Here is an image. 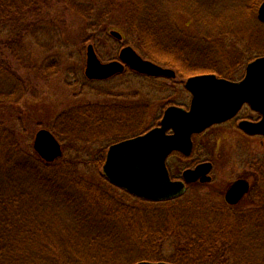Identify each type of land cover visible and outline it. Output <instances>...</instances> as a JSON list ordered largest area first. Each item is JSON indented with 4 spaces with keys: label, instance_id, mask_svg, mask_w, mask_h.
<instances>
[{
    "label": "rangeland",
    "instance_id": "rangeland-1",
    "mask_svg": "<svg viewBox=\"0 0 264 264\" xmlns=\"http://www.w3.org/2000/svg\"><path fill=\"white\" fill-rule=\"evenodd\" d=\"M112 1L99 0L93 4L102 7ZM215 1L216 3L218 1V4H215ZM239 1L241 0H121V2L114 0L111 3L114 11L106 15L105 22L93 39L89 37V32L82 30L87 19L72 10L67 11L64 18L61 16L56 22L55 29L62 30V35L60 38H54L51 50L42 49L32 38H26L23 42V54L26 56L27 64L44 63L48 66L45 68L50 70L43 73L38 72L37 69L19 68L24 74L23 80L28 84L25 95L18 102L0 104V194L2 192L8 195L11 186H17L26 193V197L21 200L19 198L16 204L0 206V253H5L2 259L0 258V264H30L32 258H34L33 263L37 261L38 264H46L48 263L46 247L83 251L93 247H112V243L117 246L114 239L120 241L118 247L127 244V247H160L168 255L175 247L181 245L174 242L175 236L170 237L171 235L180 233L183 228L185 231H191L190 227L193 226L190 223H195V227L206 228L208 223L223 216L220 208L227 207L225 192L230 184L241 176L248 177L251 190L236 206L244 211L264 207V139L261 136H248L242 133L235 122L215 126L202 136L208 142L204 154L200 147H197L189 157L177 154L170 157L168 164L173 165V172L176 175H180L185 168L193 167L202 160H210L214 163L212 180L204 184H192L181 199V204L177 206H155V209L147 207L148 209L144 210V207H140L136 212L123 209L124 204L120 201L122 195L118 191H113L101 178L103 164L98 166V163L92 162L88 167L78 168L81 174L79 177H83L91 184L76 182V179L73 186H70L78 201L77 206L81 205V213H86L83 217L79 216V221L74 222L70 220V211L67 207L59 205L62 203L48 202L47 198H50L45 194V189L39 186L35 189L29 188L31 181L27 180V175H20L19 170L16 179L12 177L15 169L11 171L15 160L35 152L33 143L40 129L47 128L54 132L56 126L59 130H67L70 118L65 119L63 115L70 117V112H73L71 110L81 105L114 103L116 108L118 105L139 104L140 107L134 106V111L128 113V121L135 124L146 113V116L144 115L146 126L151 127V124L155 126L159 123L167 106L189 105L191 94L184 83L189 76L195 75L191 70H197L196 74H203L208 73L207 70L212 65L217 69L230 67L231 70H235L236 80L241 79L249 62L247 55L243 56L248 50L247 43L259 47L257 49H264V29L256 27L253 16L245 13L241 6L237 7ZM210 6V9L214 8L219 15L213 13V25L219 26V29L211 37L208 32L210 23L204 21V14L209 13ZM195 11L198 14L194 17ZM93 13L94 20L96 11ZM151 13L154 14L158 25L168 23L169 26L178 27L180 34L158 30L144 32L140 24L144 16ZM209 19L212 20L210 17ZM221 28L223 31H220ZM111 29L120 31L126 38L123 40L114 38L110 33ZM133 37L137 41L139 38L143 40L146 47L155 53H161L160 56L171 60L176 58L178 61L181 59L179 60L175 49L170 48L168 43L190 44L189 47L194 52L188 54V60L194 64H188L182 70L184 66L176 61L181 72L173 66L164 65L176 70L177 77L174 79L146 78L126 71L108 82L96 81L86 84L82 80H77L76 72L80 71L84 75L86 51L90 43L95 45L99 57L104 62H108L118 58L122 47L132 45L129 40L132 41ZM11 39L12 36L3 35L1 46ZM202 44L204 48L200 46ZM3 47L6 48L4 54L10 55V60L16 65L18 57L8 51L9 47ZM206 64L211 65L207 67ZM101 91L105 94H100ZM126 115L127 113L122 114L118 111L112 113L108 122H105L108 127L106 133H114V129H109L110 124L119 122L126 124ZM115 116L119 118L116 119ZM95 118L91 116L81 131L85 133L93 131L94 126L99 122ZM83 132L80 136L86 137ZM202 137L197 136V142L202 141ZM15 140L19 144L18 148L21 149L19 151H15L14 143L12 144ZM5 141L8 143L3 144ZM60 141L67 161L74 158L78 160L86 158L88 159L86 161L99 158L98 153L102 146H105L103 143H107L105 138H98L90 144L71 142L70 139H60ZM109 145L105 146V152ZM6 172L11 178L9 174L4 175ZM105 190L106 194L109 192L110 195H100ZM40 198L46 200L38 202ZM126 198L130 203L134 201L131 197ZM95 200L96 205L93 203ZM38 203L40 204L36 206ZM213 207L218 210L211 209ZM14 210L20 212L16 215ZM92 219L97 220L91 221ZM239 220L246 224L245 231L251 237L250 247H233L237 251L240 264L258 262L264 264L263 213L258 210L257 215H249L246 218L240 216ZM150 232L163 235V239L153 244L149 243L150 241H146L143 235ZM92 235L107 239L105 243L89 241L87 237ZM74 259L76 258L72 260ZM219 261L220 263L213 262V264L235 263L232 259L229 261L219 259ZM84 263L88 264L86 261Z\"/></svg>",
    "mask_w": 264,
    "mask_h": 264
},
{
    "label": "trees",
    "instance_id": "trees-1",
    "mask_svg": "<svg viewBox=\"0 0 264 264\" xmlns=\"http://www.w3.org/2000/svg\"><path fill=\"white\" fill-rule=\"evenodd\" d=\"M96 1L99 0H0V104L18 102L25 95L28 84L27 82H25V80H23L24 74L20 72L19 68L23 67L24 69L29 70L37 69L38 72L43 73L50 70L49 68H45L48 66L44 65V63H41L40 65L29 64L31 66L30 68V66L27 64L25 58L26 56L23 54V42L26 40V38H32V40L42 49L51 50L52 45L54 44V38H60L62 35V30L60 31L55 29L56 22L60 20L61 16L64 18V15L67 13V11L72 10L73 12H75V14L87 19L82 30L87 33L89 32V37L93 39L97 32L100 31V26L102 25V23L105 22L104 18L106 17V15L114 11V8H112L113 6L111 4L114 0L111 3H105L102 7L95 6L93 2ZM117 1L121 2V0ZM262 1L263 0H241L239 1L237 7L239 8L241 6L240 8H242L245 13L253 16L256 27H263L264 29V23L260 22L257 18V11ZM215 4H218V1L217 3L215 1ZM119 8L120 7H118V9ZM210 8L211 6L209 7V13L206 12L207 15L204 14V21L206 23H210L208 32L209 36L211 37L214 36V34L219 29V26L213 25V13L216 12L215 15H219L217 10H214V8L213 10H211ZM115 9H117V7H115ZM94 11H96V16L93 20ZM197 14L198 13L195 11L194 17ZM208 16L212 20H210ZM140 27L144 30V32H146L147 30H158L172 31L176 33L179 32L180 34V30L178 27L176 28L174 26H169L168 23L158 25V23L155 21V16L152 13L150 15L144 16ZM131 30L132 28H130V31ZM220 31H223L222 28L220 29ZM5 34L10 37L12 36L13 38L11 40H8L9 42L5 43L3 46H6L7 48L9 47L8 51L10 50L13 55H16L18 57L16 65L13 64V62L10 60V55L4 54L6 48L1 46V40L3 35ZM124 38H126L125 35ZM129 42H131V44L134 45L136 49H138V51L145 57L159 64L173 66L180 72L181 70L178 68L177 63L184 66L182 67V70H184L185 66H187L188 64H194L193 62L188 60V54H192L194 50L190 49V44H184L185 42L178 43L174 41L176 44L168 43L170 48L175 49V54L178 55L177 57L179 58V60L181 59V61H178L176 58H174L173 61L166 57L160 56L161 53H155L151 51L148 47L145 46L146 44L143 43V40H141L140 38L137 41L135 37H133L132 41L129 40ZM247 44V53H244L243 55H247V60L249 59L250 61L258 55H264V49H257L259 47L256 48L255 46H250V43ZM194 46H196L195 43ZM200 46L204 48V44ZM256 49L258 50V52L256 51ZM177 51L179 53H177ZM184 55H186V57ZM210 65L211 64H206L207 67H210ZM191 71L194 74L198 73L197 70ZM131 72H133L136 76H144L146 78L149 77L134 71ZM207 72L217 73L219 76L229 79H236L235 70H231L230 67L229 69L228 67L217 69V67L212 65L207 70ZM76 73H78L76 75L78 81L82 80L83 83L86 84L96 82L87 79L85 75L80 73V71ZM109 80L110 79L104 81L108 82ZM99 93L105 94L104 91H101ZM134 106H136L135 108L140 107L139 104H136ZM134 106L118 105L116 108H114V103L110 105L101 103H89L81 105L77 107V109L71 110L73 112H70V117L66 114L63 115L65 119L70 118L67 130H59L55 126L54 133L61 140L70 139L71 142L82 144H90L98 138H105L107 143L103 144L106 146L107 144H111L123 138L141 134L153 127L152 124L151 127L146 126V118L144 117V115L146 116V113L143 115V118L137 121L135 124H132V121H128V113L130 111H134ZM122 110H125L127 112H124ZM116 111L122 114L127 113L126 124H123L122 122H119L118 124L109 123V129H114V133H106V131H108V127H106L107 123L105 124V122H108L112 113H116ZM91 116H94L96 117L95 119L99 120L98 124H96L98 126L96 127L95 125L93 131H86L85 133L81 130L85 128V122ZM121 116L122 115L120 114L119 117ZM119 117L115 116L116 119ZM80 131L81 133L83 132L86 137H81L80 135L82 134L80 133ZM104 133H106L107 135ZM7 143L8 141H5L3 144ZM12 144L14 145L15 151L21 150L18 148L17 145L19 144L16 142V140L13 141ZM105 146H102L101 150L99 151V158H96L94 160L91 159L89 161H86L88 160L86 158H84L85 160H78V158H74L73 160L70 159L67 161L65 160V156L63 155L54 162L49 163L41 159L37 155V153L31 152L29 155L25 154L24 158L15 160L14 166L12 167L13 169H11V171L15 169L14 172H12V177L16 178V173H18V171L20 170L21 172H19V174L27 175V180H29V182L31 181L29 188L35 189L39 186L40 188L45 189V194L50 198H47L48 202L62 203L59 205L67 207L68 211H70V220L76 222L79 221L78 219L80 217H83L86 213H81V205L77 206L78 201H76V196L70 188L73 186L74 180L76 179V182H81L88 185L91 184L83 177H79V175L81 174L78 168L88 167L92 162H96L98 163V166H101L104 163L106 157ZM8 174L9 173L6 172V174L4 175L7 176ZM9 178H11L10 174ZM101 178H103L105 183H107L113 191H118L122 195L123 198L120 199V201L124 205H121H123V209L126 208L127 211L136 212V210L140 207H144V210L148 209L147 207L155 209V206L171 207L181 204L182 198L165 202H152L139 197H134L121 188L117 187L116 185L111 184L105 176H101ZM11 188V192L8 193V195L2 194L1 192L0 206L10 205L13 203L16 204V202L19 201V198L21 200V198L26 197V193L20 190L21 188H17V186H11ZM102 194L103 196L110 195L109 192H107L106 194V190L104 193H100V195ZM126 197H131L134 199V201L130 203ZM45 200L46 198H40L38 202ZM93 203L96 205V200ZM39 204L40 203H38L36 206H38ZM227 208L230 207L222 206L220 210L222 211L223 216L221 218L217 217L219 220H213L208 223L206 228H202L201 226L195 227V223H190L191 226H193L190 227L191 231H185L183 230L185 228H183L180 233H174L173 235H171L170 237L175 236L174 242L180 243L181 245L179 247H175L174 251L168 255L164 253L160 247H127L128 244L124 245L125 247H118L121 243L119 240L114 239L117 246L112 243V247H93L91 249H83V251H72L68 249L64 250L62 249V247H46V249L48 250V263L46 264H86L84 263V261L88 262V264H134L137 261L141 260L168 261L177 264H213V262L220 263L219 259H223V261H229L232 259L236 264H240V259H238L237 251L233 249V247H250L251 237L250 234L245 231L247 228L246 224L241 223V220H239V218L240 216L246 218L249 215H257L258 210L264 215V207L258 210L251 209L241 212L233 211L234 209L230 210L232 208ZM18 209H20L19 206ZM211 209H216V207H213ZM216 210H218V208ZM14 212L17 215L20 210H14ZM93 213L94 212L92 211V214ZM93 220L95 221L97 219H92L91 221ZM162 236L163 235H156L154 234V232H150L149 234L143 235V238L146 241H150L149 243L152 242L153 244L154 242H158V240H162ZM87 239L89 241L104 242L107 238H103L102 236L98 235H92L88 236ZM132 253H136V255L130 256ZM4 255L5 253H0V258L2 259ZM73 258L76 259L72 260ZM33 260L34 258H32V261L30 260V262H32L30 264H38L37 261H34L33 263ZM256 264L262 263L258 262Z\"/></svg>",
    "mask_w": 264,
    "mask_h": 264
},
{
    "label": "water",
    "instance_id": "water-1",
    "mask_svg": "<svg viewBox=\"0 0 264 264\" xmlns=\"http://www.w3.org/2000/svg\"><path fill=\"white\" fill-rule=\"evenodd\" d=\"M258 19L264 22V1L258 9ZM121 40L123 35L112 30ZM130 68L149 76L176 78L173 68L144 58L131 45L122 47L119 59L103 62L91 43L86 51L85 75L89 79H107ZM191 93L188 109L168 106L159 125L150 130L109 146L103 174L110 183L130 194L152 201L178 198L186 191V182H209L212 163L201 162L183 171V179H173L167 159L173 151L189 155L193 149L192 136L206 128L234 117L244 104L262 115L259 121L243 120L240 127L250 134L264 136V55L251 60L240 80L219 77L215 73L193 75L185 81ZM34 150L47 162L63 155L60 140L47 129H40L34 139ZM248 190L244 183H234L226 192V200L238 202ZM135 264H177L168 261L141 260Z\"/></svg>",
    "mask_w": 264,
    "mask_h": 264
},
{
    "label": "flooded vegetation",
    "instance_id": "flooded-vegetation-1",
    "mask_svg": "<svg viewBox=\"0 0 264 264\" xmlns=\"http://www.w3.org/2000/svg\"><path fill=\"white\" fill-rule=\"evenodd\" d=\"M264 1V0H263ZM262 1V2H263ZM261 2V3H262ZM260 6V5H259ZM259 9V8H258ZM257 14H258V11H257ZM127 70H130V69H127ZM208 73H212V72H208ZM215 74H217V73H215ZM196 75V74H195ZM218 75V74H217ZM117 76V75H116ZM219 76V75H218ZM161 78H163V77H161ZM185 84V83H184ZM190 104V103H189ZM175 105H177V104H175ZM179 106H182V107H185V108H188V106H185V105H179ZM164 112V111H163ZM251 113L253 114V115H251ZM262 118V115L259 113V112H257V111H255V110H253L252 108H251V106L249 105V104H244L241 108H240V110L238 111V113L234 116V117H232L231 119H229V120H227V121H225V122H222V123H217V124H214V125H212V126H210V127H208V128H206L205 130H203L202 132H199V133H195V134H193V136H192V140H193V151H192V153L195 151V149L197 148V147H200L199 149L200 150H202V153H203V151H204V153H205V145L208 143L207 142V139H205L204 137H202V136H204L205 135V133H207L208 132V130H210L211 128H213V127H215V126H221V125H223V124H226V123H229V122H235L236 124H237V127L239 128V130L242 132V133H244V134H246V135H248V136H261L263 139H264V136L263 135H261V134H250V133H248L247 131H245L244 129H242L241 127H240V122L241 121H243V120H249V121H259L260 119ZM161 119V118H160ZM159 123H160V121H159ZM159 123L157 124V125H159ZM197 136H200V137H202V141H198L197 142ZM201 142V143H200ZM192 153L191 154H189V155H185V154H183L182 152H180V151H173L171 154H170V156H169V158H168V161H169V159H170V157H172L174 154H177V155H181L182 157H189V156H191L192 155ZM203 153V154H204ZM206 161H210V160H202L201 162H206ZM211 163H212V170H211V172L213 171V168H214V163L212 162V161H210ZM169 163V162H168ZM200 163V162H199ZM197 165V164H196ZM195 165V166H196ZM195 166H193V167H195ZM168 167H169V172H170V175H171V177L173 178V179H183V176H182V174H183V171L185 170V169H187V168H193V167H187V168H185L183 171H182V173L180 174V175H176L174 172H173V165L171 164V165H169L168 164ZM211 172H210V175H211ZM211 177H212V175H211ZM212 180V179H211ZM210 180V181H211ZM209 181V182H210ZM239 181V183H244L245 184V186H247V188H248V190L244 193V195L242 196V198L238 201V202H236V203H230V202H228L227 200H226V192H227V190L234 184V183H236V182H238ZM194 183H201V184H204V183H208V182H203V181H201V180H197V181H195V182H191V183H187L186 182V192L183 194V195H181L180 197H178L177 199H179V198H183L184 196H185V194H187V192H188V190H189V187L192 185V184H194ZM228 189L226 190V192H225V195H224V198H225V202H226V205H227V207H230V208H232V209H235V211H244V210H242V209H240V207H238V206H236V205H238L241 201H242V199L245 197V195L246 194H248L249 193V191L251 190V183H250V181H249V179H248V177H246V176H241V177H239V178H237L235 181H233L231 184H230V186L228 187ZM175 200V199H174Z\"/></svg>",
    "mask_w": 264,
    "mask_h": 264
}]
</instances>
